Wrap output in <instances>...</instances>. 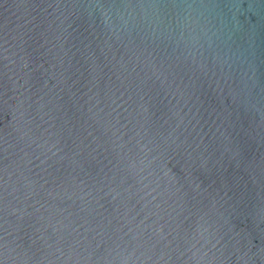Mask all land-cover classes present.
<instances>
[{"label": "water", "instance_id": "water-1", "mask_svg": "<svg viewBox=\"0 0 264 264\" xmlns=\"http://www.w3.org/2000/svg\"><path fill=\"white\" fill-rule=\"evenodd\" d=\"M0 264H264V0H0Z\"/></svg>", "mask_w": 264, "mask_h": 264}]
</instances>
